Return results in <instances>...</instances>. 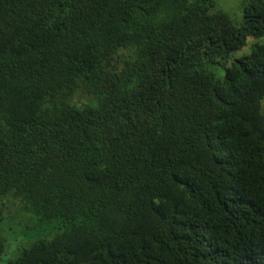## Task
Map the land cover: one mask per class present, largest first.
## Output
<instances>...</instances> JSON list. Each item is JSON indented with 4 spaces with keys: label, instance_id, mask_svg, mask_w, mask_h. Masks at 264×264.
<instances>
[{
    "label": "trees",
    "instance_id": "1",
    "mask_svg": "<svg viewBox=\"0 0 264 264\" xmlns=\"http://www.w3.org/2000/svg\"><path fill=\"white\" fill-rule=\"evenodd\" d=\"M215 7L0 0V264H264V0Z\"/></svg>",
    "mask_w": 264,
    "mask_h": 264
},
{
    "label": "rangeland",
    "instance_id": "2",
    "mask_svg": "<svg viewBox=\"0 0 264 264\" xmlns=\"http://www.w3.org/2000/svg\"><path fill=\"white\" fill-rule=\"evenodd\" d=\"M216 10L222 11L228 14L236 24H240L242 19L241 8H240V0H216ZM264 39L260 40H249L247 45L243 47L241 50L236 51L234 53V57H240L245 54H249L251 52V47L255 43H263ZM261 108L264 112V98L261 101ZM8 210L14 211L16 205L13 203H8ZM9 213L8 211H6ZM21 216L18 214H13L11 217H7L6 215L2 220H0V235L6 240V244L9 245V238L16 237L22 229V226H19V222L21 220ZM14 243H12V247L8 248L6 254L3 256V260L13 257V248Z\"/></svg>",
    "mask_w": 264,
    "mask_h": 264
}]
</instances>
